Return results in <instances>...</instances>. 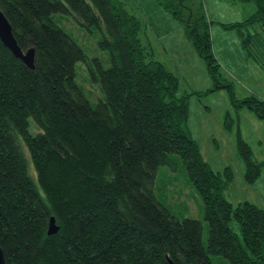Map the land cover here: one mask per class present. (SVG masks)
Wrapping results in <instances>:
<instances>
[{
  "label": "trees",
  "instance_id": "1",
  "mask_svg": "<svg viewBox=\"0 0 264 264\" xmlns=\"http://www.w3.org/2000/svg\"><path fill=\"white\" fill-rule=\"evenodd\" d=\"M159 0L185 32L214 79L218 78L207 15L199 1ZM238 30L246 55L264 69V0ZM189 2V1H188ZM21 48L33 47L28 68L0 41V246L5 264H264V207L224 196L233 169L216 170L184 122L188 97L178 76L141 39V17L123 0H0ZM70 13L97 27L109 65L88 58L52 19ZM83 61L103 97L91 104L76 83ZM264 119V98L235 97ZM199 93V91H198ZM33 120V125L29 124ZM32 127V128H31ZM24 143L25 148L22 145ZM237 152L253 183L264 167L237 131ZM32 174L29 173L28 159ZM181 161L203 201L208 221L176 216L155 194L159 165ZM50 216L58 229L47 234ZM235 218L241 237L229 226Z\"/></svg>",
  "mask_w": 264,
  "mask_h": 264
},
{
  "label": "rangeland",
  "instance_id": "2",
  "mask_svg": "<svg viewBox=\"0 0 264 264\" xmlns=\"http://www.w3.org/2000/svg\"><path fill=\"white\" fill-rule=\"evenodd\" d=\"M125 6L141 17L140 37L153 50V56L178 76V93L189 95V115L184 126L200 146L205 160L216 170L224 166L233 169L232 179L226 184L224 196L234 203L245 199L264 207V167L253 182L245 180V163L237 152V131L249 143L258 159L264 160V119L246 106L237 107L230 99V89L235 97L255 93L264 98V69L254 58L246 55L240 45L238 30L223 23L246 18L256 9L253 0H188L192 5L203 4L207 15L214 54L218 58V78L225 85L215 89L214 79L206 62L193 47L185 26L159 0H123ZM52 19L83 49L88 58L98 57L103 66L109 65L108 53L98 45L101 32L97 27L79 24L70 13H53ZM76 83L91 104L103 97L98 83L91 81L87 65L76 63ZM199 91V93H198ZM33 125V120L29 119ZM34 126V125H33ZM32 128V127H31ZM23 147L24 143L22 142ZM29 173L32 164L26 151ZM155 179V194L172 212L180 217L194 216L202 220L201 241L206 245L208 221L204 217L203 201L193 187L181 161L169 167L160 164ZM229 226L241 237L237 220ZM212 264H229L219 253L210 255Z\"/></svg>",
  "mask_w": 264,
  "mask_h": 264
},
{
  "label": "water",
  "instance_id": "3",
  "mask_svg": "<svg viewBox=\"0 0 264 264\" xmlns=\"http://www.w3.org/2000/svg\"><path fill=\"white\" fill-rule=\"evenodd\" d=\"M0 41L7 47L10 52L17 58H19L24 65L28 68H33V59H34V50L33 47L21 48L14 38L11 30V26L0 10ZM58 229L57 224L55 223L54 217L50 216L48 219L47 234L55 233ZM170 264H173V261L169 259ZM0 264H5L3 250L0 246Z\"/></svg>",
  "mask_w": 264,
  "mask_h": 264
}]
</instances>
